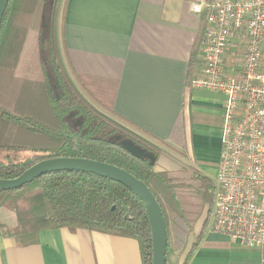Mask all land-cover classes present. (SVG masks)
Segmentation results:
<instances>
[{
	"label": "trees",
	"instance_id": "obj_1",
	"mask_svg": "<svg viewBox=\"0 0 264 264\" xmlns=\"http://www.w3.org/2000/svg\"><path fill=\"white\" fill-rule=\"evenodd\" d=\"M66 4L9 0L0 28V179L17 178L51 158H84L124 169L143 181L158 201L166 224L167 264L171 253L185 264L211 224L216 186L183 163L175 171H157L161 156L184 155L115 115L109 105L113 94L106 97L92 90L85 77L68 72L59 36ZM200 68L194 59L190 82ZM123 141L150 157L134 156ZM1 208L16 218L12 228L0 222L1 235L20 245L35 243L48 230L97 231L137 240L143 264H152L144 204L112 180L80 172L49 173L19 190L0 192Z\"/></svg>",
	"mask_w": 264,
	"mask_h": 264
},
{
	"label": "crops",
	"instance_id": "obj_2",
	"mask_svg": "<svg viewBox=\"0 0 264 264\" xmlns=\"http://www.w3.org/2000/svg\"><path fill=\"white\" fill-rule=\"evenodd\" d=\"M199 1L205 0H67L59 24L68 72L85 77L104 96L113 94L109 105L115 115L184 155L161 156L157 171L178 170L186 161L197 168L196 159L208 155L203 151H211L208 143L212 148L214 140V161L220 162L224 96L193 88L189 79L193 60L201 62L198 41L206 27L204 16L192 9ZM0 222L15 227V215L0 209ZM0 264L143 261L135 239L60 228L41 232L26 246L0 233ZM168 264L184 260L171 253ZM185 264H264V249L234 243L210 224Z\"/></svg>",
	"mask_w": 264,
	"mask_h": 264
},
{
	"label": "built area",
	"instance_id": "obj_3",
	"mask_svg": "<svg viewBox=\"0 0 264 264\" xmlns=\"http://www.w3.org/2000/svg\"><path fill=\"white\" fill-rule=\"evenodd\" d=\"M192 9L206 27L191 86L224 96L211 230L264 249V0L199 1Z\"/></svg>",
	"mask_w": 264,
	"mask_h": 264
},
{
	"label": "water",
	"instance_id": "obj_4",
	"mask_svg": "<svg viewBox=\"0 0 264 264\" xmlns=\"http://www.w3.org/2000/svg\"><path fill=\"white\" fill-rule=\"evenodd\" d=\"M9 0H0V28ZM122 146L138 157H150L145 151L131 142L123 141ZM57 172H80L97 175L117 182L133 192L144 204L152 233V264H167L166 224L158 201L141 180L124 169L114 165L84 158H51L41 161L14 179H0V192L19 190L34 180Z\"/></svg>",
	"mask_w": 264,
	"mask_h": 264
},
{
	"label": "rangeland",
	"instance_id": "obj_5",
	"mask_svg": "<svg viewBox=\"0 0 264 264\" xmlns=\"http://www.w3.org/2000/svg\"><path fill=\"white\" fill-rule=\"evenodd\" d=\"M197 3V2H195ZM106 117L110 118V119H115L119 124H122L124 126H126L129 129H132L131 127H129L128 125H126L125 123L117 120L115 117H113L112 115L105 113L104 111L102 112ZM77 123V127L79 126V122L74 121L73 124ZM151 140V139H150ZM211 140V138H210ZM149 141V140H148ZM152 141V140H151ZM154 142V141H153ZM155 143V142H154ZM215 145L211 146L208 143V147L207 149H210L211 151L207 150V151H203V153H206L208 155L205 156H199V158L196 159V166L197 169L205 176H208L213 183L216 186V192H217V185H216V179L218 176V170H219V163H216L215 158H218V151H217V142L214 140ZM171 154V153H170ZM186 160V159H185ZM163 162V161H162ZM186 166L187 167H193L196 168L191 162L186 161ZM181 165L179 166L180 169ZM1 209H6V208H1ZM8 210V209H7ZM10 211V210H8ZM173 245V243H172ZM175 245V244H174Z\"/></svg>",
	"mask_w": 264,
	"mask_h": 264
}]
</instances>
